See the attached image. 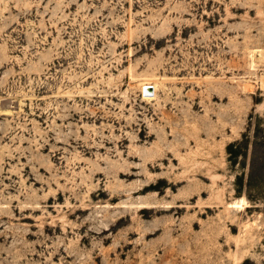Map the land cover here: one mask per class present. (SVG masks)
Returning <instances> with one entry per match:
<instances>
[{
    "label": "rangeland",
    "instance_id": "obj_1",
    "mask_svg": "<svg viewBox=\"0 0 264 264\" xmlns=\"http://www.w3.org/2000/svg\"><path fill=\"white\" fill-rule=\"evenodd\" d=\"M0 264H264V0H0Z\"/></svg>",
    "mask_w": 264,
    "mask_h": 264
},
{
    "label": "bare ground",
    "instance_id": "obj_2",
    "mask_svg": "<svg viewBox=\"0 0 264 264\" xmlns=\"http://www.w3.org/2000/svg\"><path fill=\"white\" fill-rule=\"evenodd\" d=\"M138 89L143 100L150 102L152 100H157V91L159 85L155 78H145L138 80ZM236 202V208L238 210L245 206V199L240 197Z\"/></svg>",
    "mask_w": 264,
    "mask_h": 264
}]
</instances>
